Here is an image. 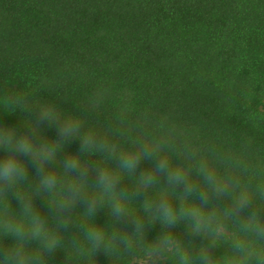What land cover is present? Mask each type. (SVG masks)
<instances>
[{
	"label": "clouds",
	"instance_id": "obj_1",
	"mask_svg": "<svg viewBox=\"0 0 264 264\" xmlns=\"http://www.w3.org/2000/svg\"><path fill=\"white\" fill-rule=\"evenodd\" d=\"M36 97L34 90L0 87V107L30 116L23 133L0 124V264H47L60 249L67 260L71 250L93 264L101 252L126 264H264V169L198 143L164 119L133 117L126 101L97 125L90 117L98 118L111 97L105 86L78 105L79 112ZM45 125L57 138L43 135ZM75 140L79 150L60 159ZM142 161L151 167L138 171ZM37 197L45 201L46 215L36 207ZM103 208L110 225L96 222ZM157 223L161 234L146 242V230ZM181 223L185 235L207 243L178 239L173 230ZM70 225L78 234L66 244L62 233ZM222 246L226 258L215 255Z\"/></svg>",
	"mask_w": 264,
	"mask_h": 264
},
{
	"label": "trees",
	"instance_id": "obj_2",
	"mask_svg": "<svg viewBox=\"0 0 264 264\" xmlns=\"http://www.w3.org/2000/svg\"><path fill=\"white\" fill-rule=\"evenodd\" d=\"M5 85L34 90L38 100L67 112H79L78 105L105 86L111 97L98 118L90 117L97 125L126 101L133 117L164 119L192 140L264 169V0H0V87ZM29 118L0 107V124L20 133ZM43 135L57 138L55 128L46 125ZM79 147L78 140L66 144L59 158ZM150 167V161H142L138 171ZM34 179L30 167L29 180ZM11 203L18 211L16 201ZM34 203L47 214L41 197ZM82 211L78 206L76 212ZM95 219L100 225L112 223L107 208ZM161 231L159 223L148 228L146 242ZM184 233L183 223L173 230L185 243H207ZM77 234L71 225L62 233L66 244ZM214 252L229 255L226 246ZM95 260L126 264L102 252ZM47 264L93 262L71 250L67 260L60 249Z\"/></svg>",
	"mask_w": 264,
	"mask_h": 264
}]
</instances>
